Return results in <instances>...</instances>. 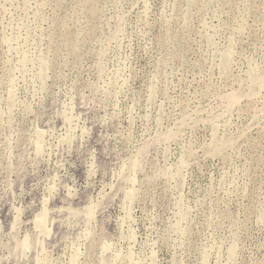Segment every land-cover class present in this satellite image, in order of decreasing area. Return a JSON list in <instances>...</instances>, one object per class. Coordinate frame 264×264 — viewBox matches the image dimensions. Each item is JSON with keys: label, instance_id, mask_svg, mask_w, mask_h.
Listing matches in <instances>:
<instances>
[{"label": "rangeland", "instance_id": "obj_1", "mask_svg": "<svg viewBox=\"0 0 264 264\" xmlns=\"http://www.w3.org/2000/svg\"><path fill=\"white\" fill-rule=\"evenodd\" d=\"M0 264H264V0H0Z\"/></svg>", "mask_w": 264, "mask_h": 264}, {"label": "bare ground", "instance_id": "obj_2", "mask_svg": "<svg viewBox=\"0 0 264 264\" xmlns=\"http://www.w3.org/2000/svg\"><path fill=\"white\" fill-rule=\"evenodd\" d=\"M25 252H27V251H25Z\"/></svg>", "mask_w": 264, "mask_h": 264}]
</instances>
